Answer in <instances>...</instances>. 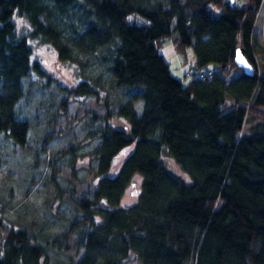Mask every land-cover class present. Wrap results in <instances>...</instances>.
I'll list each match as a JSON object with an SVG mask.
<instances>
[{
  "label": "trees",
  "instance_id": "trees-1",
  "mask_svg": "<svg viewBox=\"0 0 264 264\" xmlns=\"http://www.w3.org/2000/svg\"><path fill=\"white\" fill-rule=\"evenodd\" d=\"M16 15L26 19L29 33H19ZM260 18L264 0H0V149L31 150L30 123L19 102L31 93L24 80L46 75L32 59V39L51 45L63 62L101 57L113 89L126 99L101 102L100 78L82 80L61 97L65 110L70 97L106 105L89 121L88 136L99 140L92 151L93 197L62 189L52 168L55 190L46 204L67 197L81 218L43 245L42 230L9 228L0 216V264H53L47 248L84 250L70 264H264ZM170 37L180 53L193 49L200 70L215 64L213 77L186 84L175 77L161 50ZM238 48L253 76L235 63ZM52 133L38 140L41 149ZM164 155L189 182L166 167ZM136 176L137 202L124 208Z\"/></svg>",
  "mask_w": 264,
  "mask_h": 264
},
{
  "label": "rangeland",
  "instance_id": "rangeland-1",
  "mask_svg": "<svg viewBox=\"0 0 264 264\" xmlns=\"http://www.w3.org/2000/svg\"><path fill=\"white\" fill-rule=\"evenodd\" d=\"M262 15V13H261ZM20 34L30 32L26 19L14 18ZM256 31L259 38L257 62L260 68L264 67V19L260 18ZM33 54L32 59L38 60L45 72L44 77L32 73L24 80L26 92L19 102L24 117L30 123L29 144L31 150L24 153L21 150L11 152L10 149H0V207H6L5 213H0L5 225L13 229L25 228L29 232L42 230L38 242L46 245L51 238L63 233L69 228L70 221L81 218L74 210L67 197L53 201L49 207L47 200L54 193L53 180L50 178L52 168H55V180L62 189L75 187L80 196L93 197V187L97 182L96 159L92 151L99 140L90 138L88 132L94 127L89 125L91 112L102 115L106 105L97 103L94 97H70L67 109L59 107V101L64 94L74 89L82 80H98L102 87L99 90V100L106 98L114 103L125 102L120 91L113 89L108 65L101 57L88 55L83 62H63L59 59L56 50L49 44L39 40H30ZM166 60L170 63L172 74L184 84L191 78L186 76L194 62L184 53L177 51L172 37L166 39L161 48ZM208 67L214 68L215 64ZM48 79H50L48 81ZM55 83L62 88L55 89ZM135 106L141 112L142 103ZM57 112V115H56ZM56 115V116H55ZM120 125V121L113 122ZM247 129V127H246ZM52 131L46 149H41L38 140L45 132ZM247 131V130H246ZM37 149L36 156L33 152ZM121 156L116 159V166ZM55 164H51V161ZM166 167L185 181L190 177L185 174L175 161L169 156H163ZM129 187L122 199V207L129 208L137 202L140 194L139 176ZM76 235H73V242ZM48 256L53 264H70L84 255L73 248L69 252H57L47 248Z\"/></svg>",
  "mask_w": 264,
  "mask_h": 264
},
{
  "label": "water",
  "instance_id": "water-1",
  "mask_svg": "<svg viewBox=\"0 0 264 264\" xmlns=\"http://www.w3.org/2000/svg\"><path fill=\"white\" fill-rule=\"evenodd\" d=\"M235 63L240 69L244 71L245 74L249 76H253L255 74V69L251 62L248 60L243 48H238L236 50Z\"/></svg>",
  "mask_w": 264,
  "mask_h": 264
},
{
  "label": "built area",
  "instance_id": "built-area-1",
  "mask_svg": "<svg viewBox=\"0 0 264 264\" xmlns=\"http://www.w3.org/2000/svg\"><path fill=\"white\" fill-rule=\"evenodd\" d=\"M186 75L189 78H197L201 81H205L213 77V71L200 70L197 66L194 65L191 69L188 70Z\"/></svg>",
  "mask_w": 264,
  "mask_h": 264
},
{
  "label": "crops",
  "instance_id": "crops-1",
  "mask_svg": "<svg viewBox=\"0 0 264 264\" xmlns=\"http://www.w3.org/2000/svg\"><path fill=\"white\" fill-rule=\"evenodd\" d=\"M184 54L187 55L190 58L191 62H194L195 63L196 56H195L194 51H193L192 48L186 49V51L184 52Z\"/></svg>",
  "mask_w": 264,
  "mask_h": 264
}]
</instances>
